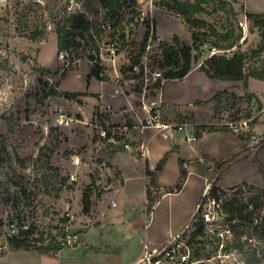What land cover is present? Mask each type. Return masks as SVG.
<instances>
[{"label": "rangeland", "instance_id": "1", "mask_svg": "<svg viewBox=\"0 0 264 264\" xmlns=\"http://www.w3.org/2000/svg\"><path fill=\"white\" fill-rule=\"evenodd\" d=\"M138 1L142 14L135 16L137 25L126 26L127 34L132 29L131 37H114L117 44L112 46L108 44L112 30L102 34L100 57L108 80L101 82L91 76L95 64L91 46L59 52L55 25L64 10L85 12L103 21L105 10L98 0H0V254H6L0 256V264H39L33 251L11 249L7 237L18 234L21 225L33 230L30 239L35 245L63 249L60 256L51 257L52 264H113L119 256L127 259L144 249L145 243L152 247L150 237L164 239L185 230L214 181L222 189L221 198L215 203L206 199L202 207L212 203L215 226L205 223L203 234L193 239L194 226L183 234L194 247L190 260L193 264H245L235 248L242 242L247 249H257L264 264V80L249 77L246 86L244 80L210 78L192 62L194 70L184 79L164 80L155 87L161 76L150 72L148 60L162 53L159 42L167 41L171 51H179L193 44L196 27L160 5L161 0ZM227 1L238 16L228 13L226 5L219 12L209 6L208 13L196 17L220 31L232 24L236 34H243L241 49L258 51L264 44L261 30L250 31L245 12L264 13V0ZM132 9L122 10L124 21L133 16ZM148 27L155 36L143 56L146 67L143 72L140 65L131 70ZM36 29L42 34L33 38ZM214 39L204 37L207 42L200 61L214 52ZM247 67L248 71L264 67V51L250 58ZM52 90L59 94H50ZM101 91L132 93V110L123 105L115 114L111 104L100 102ZM63 92L77 96L67 98ZM163 95L169 102H182L170 109L161 102L163 121L170 119L173 107L183 106L194 109L197 119L211 128L194 142L203 155L188 157L194 159L186 161L184 175L175 149L173 156L164 159L165 171L159 177L162 191L151 189L153 199L158 198L149 212L141 172L126 182L124 190L109 192L113 166L108 158L114 151L110 140L101 139V131L119 128L126 133L125 126L135 124L130 113L139 123V117L147 114L145 108L154 107ZM66 119L71 121L67 124ZM191 119L178 114L171 120ZM240 120H247L248 127L239 126ZM227 122L237 123L241 132H233ZM186 134L179 131L183 139ZM125 140L131 143L127 136ZM89 186L92 207L85 213L83 195ZM230 215L236 218L230 221ZM89 227L82 241L79 235ZM69 237H76L74 245L66 244Z\"/></svg>", "mask_w": 264, "mask_h": 264}, {"label": "trees", "instance_id": "2", "mask_svg": "<svg viewBox=\"0 0 264 264\" xmlns=\"http://www.w3.org/2000/svg\"><path fill=\"white\" fill-rule=\"evenodd\" d=\"M101 7L105 10V15L103 21L98 19L90 18L85 12H70L64 10L63 14L59 19L55 20L56 33H57V46L59 52L73 53L78 52L83 46L90 45L91 59L95 61L94 67L91 71V76H94L99 81L108 80V76L104 73L103 63L100 57V41L102 40V34L108 31L107 25H110L109 31L112 30V38L108 41V44L116 46L117 39L124 40L132 35V29L127 34L126 26L131 23H135L136 14L138 17L141 16L142 10L140 9V3L138 0H98ZM164 4L167 8L174 10L176 13L181 15L186 23L190 24L195 30L193 31V44L184 45L179 51H171V47L167 41H160L158 49H162V53L159 55H154L148 60V66L151 73H161V77L157 78L155 82V87L162 85L165 79H183L191 70H193V63L199 64V69L203 71L206 76L210 78H219L222 80H244L245 85L248 86L249 77L264 80V67H257L255 69H250L248 71L247 64L249 59L256 56L259 52L264 51V44L257 51L248 53L241 49V39L243 34H236V27L230 25L226 31H220L214 24H209L205 20H200L196 17L200 13H208L207 9L209 6H213L212 12H219L224 10L226 5H229L227 9L233 17L238 16L233 5L227 0H161L160 5ZM244 7V5H242ZM132 7L133 16L124 21V8ZM135 8V9H134ZM245 16L250 22L252 27L250 31L254 28L261 30L262 39L264 41V13H256L251 11H246ZM138 22V19H137ZM137 25V23H135ZM242 30V27H239ZM153 31L148 27L145 34V38L142 44H140L139 52L134 57L131 66V70L135 68L136 65H140L142 72L144 71L146 65L143 63V56L146 48L149 46V41L153 40ZM42 32L33 31V38H37ZM118 36V37H117ZM206 36L215 37L213 43L211 44L214 52L208 55L204 60L200 61L203 54V46L207 41L204 40ZM175 42L178 38H174ZM246 37L243 39V42ZM132 44L135 45L136 42ZM151 48V47H150ZM87 50V49H86ZM193 51L195 53L193 54ZM223 51V52H218ZM232 51L231 55L227 52ZM193 59V60H192ZM160 71H156V70ZM163 71V72H162ZM146 88V86H145ZM143 89H140L142 92ZM50 94H59L58 91L52 90ZM67 98H72L77 96V93L63 92L62 93ZM211 127L208 125H199L197 127V135L202 134V131H206ZM184 175V170L182 171ZM154 180H151L153 183ZM179 187V185H178ZM253 189H258L256 186H251ZM222 189L217 186L216 181L211 185L208 197L203 198L204 202L206 199H214L218 202L221 198ZM147 197L149 199V209L155 204L156 199L150 193V189L147 190ZM92 207V190L91 186L87 187L83 195V211L89 213ZM244 207H240L238 211L242 212ZM233 213V209L231 210ZM237 212V211H235ZM251 212V211H250ZM253 213V212H251ZM194 218L195 229L192 232V239L196 236L203 234L204 223L202 220V204L199 210L196 211ZM236 218L234 215H230L228 220H233ZM260 226L256 225V228ZM33 234V230L30 228H24L20 226L18 234L8 235L7 240L11 246L12 250H37L45 254H56L59 251V247L50 248L47 246H39L33 243L30 239V235ZM191 240V239H190ZM246 244L242 242L239 243L235 248L238 249L242 260L245 264H260L263 257L258 254L257 249L245 248ZM5 254H0L3 256Z\"/></svg>", "mask_w": 264, "mask_h": 264}, {"label": "crops", "instance_id": "3", "mask_svg": "<svg viewBox=\"0 0 264 264\" xmlns=\"http://www.w3.org/2000/svg\"><path fill=\"white\" fill-rule=\"evenodd\" d=\"M190 73L191 72H189V74ZM189 74H187L186 76H188ZM250 79L251 78H249V83H250ZM165 80H169V79H165ZM99 97H100V102H102V104L105 105L107 103V104L112 105L113 107L112 111L114 113L118 110H121V107L123 105L129 106L130 108L127 109L129 110L133 107V104H134V100L132 99L133 98L132 93L131 94L125 93L124 95H120L118 93L107 94V92L101 91ZM163 101L167 105L168 109H170L169 106L182 105L181 104L182 102L180 103L174 102V101L169 102L168 99L166 100L165 96L163 95V97L160 96V102H158V104L155 103L156 106L161 105V102ZM102 104H101V108H104V105ZM195 107L196 106H193V108ZM210 110H211V106H210ZM211 112L212 111H210V113ZM172 113L173 114L169 113L168 115L170 119L165 120V121L169 123L177 124V125L182 124L181 129L177 128L175 130H166V131H158L154 128L141 129L140 127H138L139 123L137 122L135 114L133 112L130 113V117L134 119L135 124L131 127H128V126H125V127H127L126 136L130 138L131 140L130 142L132 143L131 144L132 148L129 150L120 148L119 150H116L113 153H111V156L108 158V162L113 166L111 169L110 175H109L110 178L113 179L112 185L110 186L111 187V190L109 191L110 193L119 192V191L124 190L126 186V182L130 178L134 177L136 173H138L137 175H139L141 172L142 178L144 179V183H145L144 184L145 185V197H146L145 203L149 204L148 202L149 199L147 197V190L149 188L150 193H151V189L156 187L162 191V188H161L162 184L160 183L159 177L165 171L166 161L164 159H167L168 156H173L174 152L171 153L172 150L175 149L174 151L178 153L177 156L179 157V160L181 161L182 171L186 169V166H187L186 161L194 159V158H188V157H190L191 155H196V156L203 155V154H200L199 149L195 147V145L193 144H195L194 142H198L201 139L200 137L208 134L206 131L204 132L202 131V134L199 136L201 131L198 135L196 132L197 127L199 125H208V122L207 121L200 122L197 119L196 111L192 108L191 109L185 108L184 110L183 106H181V108L173 107ZM178 114L182 116H190L192 119L191 121H185V122L171 120L172 118L175 117V115L177 116ZM240 121H243V120H240ZM189 128H190V131H188ZM184 130L186 131L187 134L183 135L184 136V139H183V137L179 136V131H184ZM195 135H196V138L193 139ZM154 140H156V145H153ZM142 144H147L149 146V152L146 153L145 155H143V152H142V148H141ZM169 147L172 149L168 150ZM204 159L205 158H203V160ZM163 160H164V163H163ZM193 172H194L193 169L189 170V173H193ZM152 179L154 180L153 183H151ZM101 208L102 207L99 206V210ZM149 212H150V209H149ZM97 216H99V213L97 214ZM94 224H96V221ZM91 227H89L87 230H85L83 233L79 235L82 241L83 239L86 241V235L89 232V229ZM172 234L173 233H169V236L168 237L166 236L164 239L162 238L155 239V238L150 237L152 247H155V246L161 247L165 245ZM123 235H125V231L123 232ZM146 240H147V236L145 238V241ZM138 248H140V242L138 243ZM13 251H30V250H13ZM31 251L37 254L35 255V257L39 260V264H52V262L50 261L51 257L60 256L63 249L57 252L56 254H45L37 250H31ZM143 253H144V249H139L138 252H136L134 255H132L131 257L127 259H123L121 256H119V260H117L113 264H136L142 257ZM37 256H40V257H37ZM58 264H62V262L59 261Z\"/></svg>", "mask_w": 264, "mask_h": 264}, {"label": "built area", "instance_id": "4", "mask_svg": "<svg viewBox=\"0 0 264 264\" xmlns=\"http://www.w3.org/2000/svg\"><path fill=\"white\" fill-rule=\"evenodd\" d=\"M74 2V0H73ZM74 4H71L69 6V10H72ZM107 29H110V25H107ZM158 74V76H161V73H155ZM156 108V109H155ZM160 105H154L146 107L147 114L143 118H139V125L141 129L144 128H154L158 131H166V130H175L177 128L181 129L182 124L177 125L173 123H169L167 121H163L161 117V110L159 109ZM71 121V119H66V123L68 124ZM226 125H228L232 130L236 133L241 132L242 127L239 126H245L248 127L249 122L247 120L241 121V124L238 126L237 123L233 122H227ZM125 132L127 133V127L124 128ZM126 133L124 131H121L119 128L116 130L113 129H103L101 131V139L109 143L110 149L113 151L119 150L120 148L123 149H131L132 145L129 142H126L125 136ZM196 138V135L193 137V139ZM110 140V141H109ZM143 155L149 152V146L147 144L141 145ZM210 187L205 191V193L202 196L201 204L203 201V198L208 197L211 185ZM211 202L213 201L215 203L214 199L208 198ZM113 205L116 204L114 201L112 203ZM202 220L205 224H212L214 225V214L212 211V203L206 204V206L202 207ZM191 225L187 226V228L181 233L172 234L171 237L168 239L167 243L161 247H149L146 243L144 245V253L140 260L136 264H193V261H191L192 257V251L194 252L193 245L183 238V234L187 232V229L190 228ZM76 243V237H69L66 239L67 245H74ZM149 249V250H148Z\"/></svg>", "mask_w": 264, "mask_h": 264}, {"label": "flooded vegetation", "instance_id": "5", "mask_svg": "<svg viewBox=\"0 0 264 264\" xmlns=\"http://www.w3.org/2000/svg\"><path fill=\"white\" fill-rule=\"evenodd\" d=\"M196 219L193 217V219H192V221H191V223H190V225H191V227H195V223H194V221H195ZM195 229V228H194ZM193 232V231H192Z\"/></svg>", "mask_w": 264, "mask_h": 264}, {"label": "water", "instance_id": "6", "mask_svg": "<svg viewBox=\"0 0 264 264\" xmlns=\"http://www.w3.org/2000/svg\"><path fill=\"white\" fill-rule=\"evenodd\" d=\"M200 207H201V201H200V203H199V206H198V209H197V210H199Z\"/></svg>", "mask_w": 264, "mask_h": 264}]
</instances>
